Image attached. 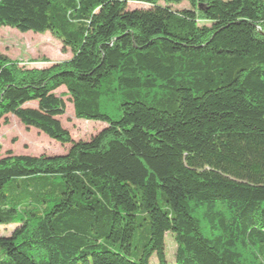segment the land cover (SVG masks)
Returning <instances> with one entry per match:
<instances>
[{
	"label": "trees",
	"instance_id": "trees-1",
	"mask_svg": "<svg viewBox=\"0 0 264 264\" xmlns=\"http://www.w3.org/2000/svg\"><path fill=\"white\" fill-rule=\"evenodd\" d=\"M2 27L72 56L0 52V120L70 145L0 153V264H264V0H0Z\"/></svg>",
	"mask_w": 264,
	"mask_h": 264
},
{
	"label": "rangeland",
	"instance_id": "rangeland-1",
	"mask_svg": "<svg viewBox=\"0 0 264 264\" xmlns=\"http://www.w3.org/2000/svg\"><path fill=\"white\" fill-rule=\"evenodd\" d=\"M143 3L130 2L129 8H147ZM175 9L190 7L186 1L179 5H172ZM0 52L11 59H16L27 67L43 68L55 62L71 58L69 48H64L62 43L50 32L35 33L32 31L22 33L17 29L2 27L0 29ZM66 88L61 87L56 91L66 105V112L60 116L63 126L70 132L75 141L90 140L106 125L100 121H86L75 116L73 103ZM70 145H62L35 128L27 129L15 116L9 115L8 122L0 120V153L12 152L16 155H59L68 151ZM14 225L0 226V236H9ZM176 244L171 235L166 238L167 257L173 262ZM151 264H157L156 257L151 259Z\"/></svg>",
	"mask_w": 264,
	"mask_h": 264
}]
</instances>
